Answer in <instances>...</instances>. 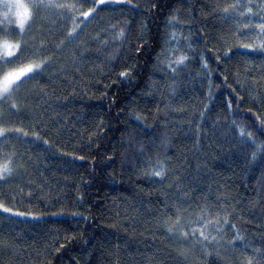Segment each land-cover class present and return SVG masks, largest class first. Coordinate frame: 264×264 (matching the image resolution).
I'll return each mask as SVG.
<instances>
[{"label": "trees", "instance_id": "trees-1", "mask_svg": "<svg viewBox=\"0 0 264 264\" xmlns=\"http://www.w3.org/2000/svg\"><path fill=\"white\" fill-rule=\"evenodd\" d=\"M67 1L76 10L42 9L23 34L0 6V41L22 34L27 51L42 46L39 58H49L44 72L0 98V126L23 130L0 137V163L11 156L14 169L0 197L32 213H0V240L18 242L0 264H246L249 256L264 264L254 251L264 252V152L252 157L264 144L253 115L264 114V51L237 48L238 13L223 9L240 0H105L90 18L80 15L89 6L81 0L51 3ZM72 17L79 26L69 38ZM178 20L193 22L195 33L185 34L199 46L179 66L166 47ZM239 128L256 143L238 139ZM158 162L163 183L145 174ZM181 200L185 217L228 210L219 243L205 242L208 255L163 226L165 204L174 212ZM233 224L242 240H233Z\"/></svg>", "mask_w": 264, "mask_h": 264}, {"label": "snow or ice", "instance_id": "snow-or-ice-1", "mask_svg": "<svg viewBox=\"0 0 264 264\" xmlns=\"http://www.w3.org/2000/svg\"><path fill=\"white\" fill-rule=\"evenodd\" d=\"M102 3H105V0H95V4H90V0H81V6L85 4H88L89 6L87 7L86 11L80 12V15L84 16L85 18H90V14H93L97 10V6ZM0 6L7 9V12L4 13L5 17L9 16L10 14H14L16 23L21 29L22 34L26 28V22H30L31 18H33L34 15L39 13V11L42 9L56 7L61 9L76 10V6L73 4H53L51 3V0H35V2L31 4L25 3L24 0H3V3L0 4ZM240 8H243L244 11H239ZM257 8L260 10L262 15L261 21L256 25V27L260 29L259 34L264 36V0H261V2L257 5ZM229 9H231L232 12H237L240 16H244L245 13H248L249 15H255L251 4H229L224 7L223 11L225 13H229ZM230 14L231 13H229V15ZM72 19L73 27L69 30V38H72V33L75 32L76 28L79 26L75 21V17H72ZM171 20H176V17L173 16ZM250 25L251 20H249L248 23L243 24V27L248 28ZM169 26H171V24ZM22 34L21 38L16 42H10L8 40L0 41V98H3L4 100H8L13 96L14 93H17L25 80L34 79L37 75L44 72L47 68V64L49 63V58L47 56L39 58L42 54V46L32 51H27L29 46L24 42ZM118 35L122 37L124 35L123 30ZM170 39H176L175 32L171 33ZM63 43L64 42L61 41V44ZM241 46L252 47L251 44H244ZM166 47L171 46L166 44ZM260 50L264 51V40H261ZM26 51L27 54L24 55L23 59H20L21 55ZM136 51L139 52L140 49L137 48ZM186 59V56L180 55L176 57L174 63L177 66L183 65ZM217 59H219V57H217ZM201 61L203 66L207 68V63H204L203 55L201 56ZM172 64L173 61L169 59L168 67L171 68L173 73H175L178 71V68H172ZM129 74L130 69L126 68L124 71L119 73V76L121 78L127 79ZM230 108L231 105H229V109ZM11 109L19 112L21 110L20 104L17 102L11 103ZM249 111H251V109H249ZM253 115L256 117V121L259 124L264 125V114H257L256 112H253ZM137 119H139V116ZM99 127L100 130L103 131V126L100 125ZM10 131L21 133L23 130L20 127L12 129L0 126V137H4V134ZM238 131L240 133L238 139H240L242 142L249 145L256 143L251 132L248 133V139L245 141V129L239 128ZM32 135L37 139H40L35 130L32 132ZM23 136H28V132L24 131ZM16 139L20 140L21 143L25 142L19 136H17ZM44 143L48 144L49 141L45 139ZM89 143H91V139L89 140ZM141 147L143 148V146ZM258 151L264 152V144L257 146V151L252 153L253 159L256 158ZM14 154L15 152H13V155ZM75 158L77 160H83L84 156L77 155ZM109 159H111V157H109ZM11 164V156H8L6 163H0V181L8 182L13 178L14 169L11 167ZM22 166L23 165H21V167ZM145 174L148 176L158 177L160 178L159 182L163 183V181L167 178L166 166L165 164L158 162L155 167L145 170ZM155 182L156 181H154V183ZM12 198L15 199V193H12ZM5 199L6 197H0V213L9 214L8 217H5L6 219L10 217H24L26 215H32L30 212L25 213L9 207L5 203ZM172 207L174 208V212H168V205L165 204L167 219L164 220L163 226L165 227L166 232L177 240L190 241L194 246L197 244L200 245L205 255L209 254L207 244L205 242L211 243L212 241H216L219 243V240L217 239L218 234L225 230L223 225L230 223L227 209L221 208L216 212H213L211 209L206 210L205 208H202L200 213L197 214L195 218H193L191 214L186 217L183 215V213L187 211V209L184 207L183 200L174 203ZM221 213H223V217H221ZM74 215L76 214L74 213ZM210 216L212 217L211 219L209 218ZM84 219L87 220L88 217L85 216ZM232 229L237 232V234L233 236V240H242L243 237L236 229V225L233 224ZM17 243L18 242L15 238L0 240V254H7L10 250L14 252L17 247ZM63 247L64 244H61L60 248ZM244 247L246 248L247 245ZM60 248H57L56 251H60ZM240 251L243 253V248L240 249ZM254 251L257 254L264 256V252H262L261 249H255ZM245 261L246 264H254V261H256V256L245 257ZM257 264H259V262H257Z\"/></svg>", "mask_w": 264, "mask_h": 264}, {"label": "rangeland", "instance_id": "rangeland-1", "mask_svg": "<svg viewBox=\"0 0 264 264\" xmlns=\"http://www.w3.org/2000/svg\"><path fill=\"white\" fill-rule=\"evenodd\" d=\"M59 1L61 0H53V2L56 3ZM259 1L260 0H240V4L241 2H245L247 5L251 4L255 15H249L248 13H245L244 16H240L239 14L232 15V20H234L237 23L241 31L240 33L241 38L237 43L238 45L237 48H244V50L246 51L255 52V53L263 52L260 49H261V40H264V36L259 34L260 29L256 27V25L261 21V15H262L260 10L257 8ZM24 2L31 4L34 3L35 0H24ZM65 4H70V3L69 1H67ZM242 11H244V9ZM249 20H251V25L248 28L243 27V24L248 23ZM192 23H193L192 21H190V24H188L186 22L178 20L172 24L169 30V45L171 46L169 47L170 58L184 55V51L185 52L195 51L196 49L199 48L197 42L192 41V39H189L188 36L185 34L187 32L188 35L192 36V33H195L193 27H191ZM172 32L176 33V39H170ZM244 44H251L252 47H242L241 45ZM181 46L183 48V51L179 49ZM24 217H28V216L26 215Z\"/></svg>", "mask_w": 264, "mask_h": 264}]
</instances>
